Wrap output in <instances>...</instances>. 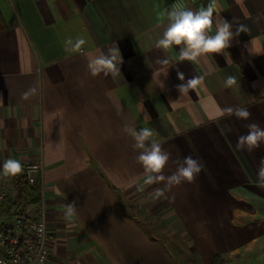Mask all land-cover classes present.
I'll use <instances>...</instances> for the list:
<instances>
[{
  "label": "crops",
  "instance_id": "1",
  "mask_svg": "<svg viewBox=\"0 0 264 264\" xmlns=\"http://www.w3.org/2000/svg\"><path fill=\"white\" fill-rule=\"evenodd\" d=\"M171 1L0 0L8 23L0 34V177L9 158L42 161L50 264H212L218 254L226 264H264V187L257 184L264 142L251 152L236 147L246 125L264 128V0H186L183 8L193 11L214 3V15L233 30L248 29L198 63L181 62V46L156 47ZM77 36L87 41L82 51H65L64 41ZM115 43L121 74L92 76L89 58ZM228 76L237 79L232 87ZM193 77L203 84L181 94L176 86ZM30 88L36 94L21 99ZM229 107L251 116L215 118ZM126 126L154 130L171 154L165 176L188 155L203 170L157 198L165 182L144 185ZM73 201L76 215L66 217ZM124 204L157 213L183 258ZM38 211V204L26 209Z\"/></svg>",
  "mask_w": 264,
  "mask_h": 264
},
{
  "label": "clouds",
  "instance_id": "2",
  "mask_svg": "<svg viewBox=\"0 0 264 264\" xmlns=\"http://www.w3.org/2000/svg\"><path fill=\"white\" fill-rule=\"evenodd\" d=\"M214 12V3H209L198 11H193L191 8L173 6L167 12L168 26L163 36L156 41V47L169 50L173 45L181 46L179 50V60L181 62L187 60L198 63L201 56L224 53V50L229 48L232 39L241 32H247L248 29L245 25H237L235 30H233V23H229L220 14L214 15ZM213 27H215L214 35L210 34ZM86 43V39L82 36H77L75 39L68 37L64 41L65 51L81 52ZM122 62L123 58L120 49L115 43L107 48V54L102 51L98 56L90 57L88 70L92 76L103 73L105 77L110 74L115 78L121 74L120 65ZM158 63L167 64L168 60L164 59L158 61ZM178 78L183 81L185 79L184 73L178 71ZM236 83L237 79L234 76H228L225 80L226 87H232ZM202 84V77H193L188 79L186 83L179 84L176 87L181 94H186ZM36 91V88H30L22 94L21 99L28 100L36 94ZM226 115H235L237 119L248 120L251 113L244 107H229L218 111L215 118L219 119ZM145 119L149 120L150 115L146 113ZM246 127L248 132L238 137L236 147L240 150L246 148L251 152L259 148L261 143L264 142V128H261L255 122L246 125ZM123 131L131 135L135 141L133 148L140 150L136 159L144 169V185L165 182L164 189L157 190V198L165 196L166 191H170L173 186L179 185L183 181L194 182L204 168V165L198 159L188 155L184 157L182 162L176 161L178 164L176 172L165 176L163 170L168 164L171 154L163 149L162 145L153 138L155 135L154 130L150 127H142L136 130L126 126ZM23 170L24 165L19 159L9 158L2 165L3 177H15L21 174ZM257 177L258 186L264 187V158H261ZM65 215L66 217L76 215L75 201L65 206Z\"/></svg>",
  "mask_w": 264,
  "mask_h": 264
},
{
  "label": "built area",
  "instance_id": "3",
  "mask_svg": "<svg viewBox=\"0 0 264 264\" xmlns=\"http://www.w3.org/2000/svg\"><path fill=\"white\" fill-rule=\"evenodd\" d=\"M186 0H172L169 4L184 7ZM28 181L33 184L43 170L41 160L25 166ZM16 195L13 177H0V210L6 201H14ZM51 234L49 232L44 204H39L35 215H0V264H50Z\"/></svg>",
  "mask_w": 264,
  "mask_h": 264
},
{
  "label": "trees",
  "instance_id": "4",
  "mask_svg": "<svg viewBox=\"0 0 264 264\" xmlns=\"http://www.w3.org/2000/svg\"><path fill=\"white\" fill-rule=\"evenodd\" d=\"M8 29V23L4 17V14L0 8V34ZM24 170L21 174L13 177L15 184L16 195L14 201H6L5 206L1 208L0 215H12V214H27L26 209L29 205L40 204L42 202V185L41 179L38 176L35 183L31 184L26 176ZM129 215L140 220L136 214L132 213L134 206L131 204H124ZM227 259L223 255H216L212 264H226Z\"/></svg>",
  "mask_w": 264,
  "mask_h": 264
},
{
  "label": "rangeland",
  "instance_id": "5",
  "mask_svg": "<svg viewBox=\"0 0 264 264\" xmlns=\"http://www.w3.org/2000/svg\"><path fill=\"white\" fill-rule=\"evenodd\" d=\"M134 210L132 213L136 214V216L140 219V221L143 222L144 227L147 231H151L152 233L156 234L158 237H160L166 245L178 256L183 258L184 254L179 256L176 250L174 239L167 236L164 226L160 222V218L158 217L157 213H154L152 209L147 207L146 205L138 206L134 205ZM186 257V256H185ZM180 258L179 261H180ZM181 258V259H182Z\"/></svg>",
  "mask_w": 264,
  "mask_h": 264
}]
</instances>
